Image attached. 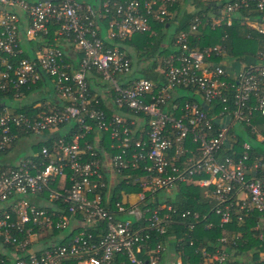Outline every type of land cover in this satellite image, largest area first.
<instances>
[{"label":"built area","instance_id":"1","mask_svg":"<svg viewBox=\"0 0 264 264\" xmlns=\"http://www.w3.org/2000/svg\"><path fill=\"white\" fill-rule=\"evenodd\" d=\"M178 1L0 0V90L13 88L18 98L22 87L47 77L63 101L35 117L0 101V155L20 130L43 137L69 121L82 129L71 141L58 136L52 148L43 145L39 158L35 154L0 165V264H116L118 258L121 264H161L170 244L177 257L164 264H264V150L254 151L253 142L242 141L238 152L236 134L230 132L234 124H244L243 129L250 126L264 143V131L252 123L255 116H264V51L258 63L228 73L224 60H212L213 54H224L223 48L188 44L202 18L212 28L230 26L237 12L250 8L257 13L250 26L264 34V0H215V17L195 15L175 36L180 53L165 61V83L155 94L152 80L132 76L131 60L117 40L153 33L152 23L166 22L167 5ZM105 18V33L115 46H106L100 36ZM52 25L55 43L48 41L19 58L22 35L26 42L38 41L50 35ZM59 40L80 52L76 68L56 44ZM93 69L108 83L105 91L113 99L109 115L96 107L99 98L90 93ZM175 87H194L205 103L218 100L221 124L215 128L196 102L176 106L179 114L164 112L161 105ZM226 116L229 120L223 121ZM93 125L96 146L101 133L109 137L108 148L99 149L101 155L91 143L80 144L94 131ZM134 169L142 175L122 178L140 190L124 192L131 199L111 201V180ZM181 185L203 189L211 203L206 216L157 201L160 190ZM116 212L128 217L118 218ZM212 215L219 226L236 223L238 228L207 240L190 255L183 239L168 233L177 226L193 230L207 216L204 228L212 229ZM65 228V236L52 234ZM252 241L255 244L247 247Z\"/></svg>","mask_w":264,"mask_h":264},{"label":"trees","instance_id":"2","mask_svg":"<svg viewBox=\"0 0 264 264\" xmlns=\"http://www.w3.org/2000/svg\"><path fill=\"white\" fill-rule=\"evenodd\" d=\"M33 1V0H30ZM190 2L189 7L187 8V2ZM215 2V0H183L181 3H174L172 5H167L169 16L166 18V22L164 23H152L153 27V33L144 32V33H135L132 35L129 39H125L122 41L117 40V44L120 45V49L122 51H125L127 56L130 58L132 66H133V72L132 76L136 77H143L148 80H152L156 86L153 89V93L157 94L160 91L161 86L165 83V79L163 76L162 69L164 68L165 61L168 60L171 56H177L180 53L179 48L175 49L173 51V54L170 55V51H167L166 49H163L160 44L166 40L167 35L164 34V30L169 28L168 26H171V24H175V31L174 34H178L182 30H186L189 27L190 21L195 15L202 16V14H206L208 16L209 10L212 9V5ZM191 8V9H189ZM212 12V10H211ZM214 13V12H212ZM216 14V13H214ZM203 23L198 26V30L188 37V44L192 48L197 49H203L209 46H219L224 49V54H213L212 60L214 62H221V60L228 58L230 60H233L234 62H243L244 60H251L256 59L258 57V54L260 52L264 51V34H260L254 29L247 27L246 25H240L238 22L234 21V23L230 26L227 25H219L215 27H211L208 25V23L205 22L202 18ZM107 18L103 19L100 23L102 27V33L105 31V26L107 24ZM51 32L49 36L42 35L40 37V40H30L26 42V45L29 47H38V49H41L43 45L48 43V41H53V29L55 26H51ZM101 36V35H100ZM175 37V36H174ZM111 41V40H109ZM106 44V46H109L110 42ZM55 43V42H54ZM57 44V42H56ZM59 44V43H58ZM174 44V39H173ZM60 45V44H59ZM127 47H131L133 49H136V51L139 54V57H146L150 62L149 64H145L144 67H139V64H133L132 57H134V54L127 51ZM23 51L19 55V58L30 56L33 54V51H30V48L22 46ZM27 48V49H26ZM77 56H80L77 54ZM226 69V68H225ZM92 75L94 77H99L101 80V75L96 72L95 69H93ZM41 81V80H40ZM38 83V82H37ZM36 85V84H35ZM35 85H32L31 87L27 88L26 86L22 87L19 91V95H23L24 91H28ZM28 89V90H27ZM175 89H188L189 91H195L194 87H175ZM90 93L91 95L94 93V91L91 89L90 85ZM94 95V94H93ZM200 95V94H199ZM16 97V90L13 88H8L7 90H0V101L4 102L10 99H14ZM99 98V97H98ZM203 100V99H202ZM200 98L194 96V95H181L177 98L171 97L169 100L166 101L165 104L161 105V108L166 113H175L179 114L178 106H182L185 103H193L196 102L203 110L206 111V113L212 117L213 119V125L215 128L221 124L220 122V112L222 110V105L218 102V100H214L210 103L203 102ZM5 102V104H6ZM8 104V103H7ZM9 106V105H8ZM177 106V107H176ZM3 106H0V110ZM11 107V106H10ZM96 107L103 109L108 115L110 114V110H107L102 104L101 98H99V103L96 104ZM12 108V107H11ZM56 106L53 104L48 105L43 100L34 101L32 103H28L23 105L22 107L14 108L16 111L25 112L27 114L32 115L33 117L38 116L41 113L47 112L49 110L55 109ZM130 116H133V113H129ZM144 116L143 114H141ZM146 117V116H144ZM67 123H71V128L66 134H62V136L65 137L68 141H71L74 136L77 133H80L82 130L78 124H76L74 121H69L64 124H61L60 127L65 126ZM91 123V122H90ZM252 123H258L259 127L263 129L264 124V116H255L252 119ZM238 124V123H237ZM234 124L232 126L230 132L236 134L234 148L240 152L241 151V143L242 141H248L253 142L251 148L252 150L256 151L258 150H264V143L261 141H258L254 134H252L250 126H245L247 128L243 129L242 125ZM94 131L91 133H88L84 140H80V144L82 147L85 146L84 141H87L88 143H91L93 146H95L96 150L99 149H107L109 145V137L107 133H101L100 134V142L99 146L95 145V136L98 134L95 125H93ZM237 130H241L243 134L237 133ZM26 132L17 131L16 138L13 141V144L18 141L19 137L25 136ZM47 141L41 140L37 145H35L38 152L37 155L34 156V158H39L41 154H39L41 147L43 145L52 148L53 142L58 138H52ZM12 144V145H13ZM250 150V154L253 155V151ZM227 151V150H225ZM224 151V152H225ZM228 152V151H227ZM226 152V153H227ZM100 153V150H99ZM224 154V153H223ZM101 155V153H100ZM121 177L117 176V181L115 188L113 190V197L111 198V201L115 200H122V197L125 193H122L121 190H124L126 193H134L138 192L140 188L137 185H134L131 181L129 183H126V179L122 178L123 175H131V177L142 175V172L139 170H124L120 174ZM67 183V187H69V183ZM162 191V190H160ZM160 191L156 194V196L160 193ZM178 193L176 194L175 198H172L171 196H167V201L165 202L167 204H171L175 206L178 210H184L186 208L190 209H196L200 210L205 216L209 212L208 203L206 201H202V199L198 196V190L196 187H190L187 185H181L178 189ZM149 198V197H148ZM65 207L69 208V204H65ZM118 216V218H123L125 214H121L116 212L115 214ZM127 218L128 216L125 215ZM202 218V215H200ZM211 219L214 221L215 225L212 229L206 230L204 228V222L209 220V217L207 216L205 218V221H200L196 224L195 229L193 230H187L183 227H174L170 228L169 234H176L177 237L182 238L184 241V248L185 251L190 255L193 250L203 244L206 243L207 240H215L218 236L228 231L231 233L232 229H237L238 226L236 223H232L230 225L226 226H219L218 224V218L215 216H211ZM68 228L65 229H53L52 234H58L62 233V231H67ZM77 228H72V231H76ZM248 231H252L250 229V226H247ZM89 231L94 232V229H89ZM189 231V232H188ZM194 239L193 245L189 244L190 239ZM255 244V241H252V244H249V246ZM151 246L155 245V242L150 243ZM176 249V247H175ZM188 256H184V259H186ZM123 259L118 258L116 264H121V261ZM64 264H77L75 260H70L67 263ZM125 264H127V261H125Z\"/></svg>","mask_w":264,"mask_h":264},{"label":"crops","instance_id":"3","mask_svg":"<svg viewBox=\"0 0 264 264\" xmlns=\"http://www.w3.org/2000/svg\"><path fill=\"white\" fill-rule=\"evenodd\" d=\"M181 2H183V0H179L177 3H181ZM190 2L191 1L187 2V4H186L187 8L189 7ZM189 9H191V8H189ZM211 10L212 9L209 10L208 17H215L216 15L213 14L212 13L213 10H212V12H211ZM237 13H238V15L237 16L235 15L234 21L238 22L240 25H246L247 27L252 28L249 23H250V20H253V17L256 16V14H257L254 11V9L250 8V9H246V10H240ZM168 27L169 28L164 30V34L167 35L166 40H164L160 44V46L163 49L170 51L171 52L170 55H171V54H173V51H175V49H177L175 44H173V39L175 38L174 36H176L177 33H176V35L174 34V31H175V24L174 23ZM252 29H254V28H252ZM102 30L103 29L100 26V35L108 43L107 33H105V31L102 33ZM21 40H22L21 46L25 45V47L30 48V51H36L38 49V47H36V46H35V48L27 46L25 38L23 35L21 37ZM109 42H110L109 46H115L116 45L112 41H109ZM57 43H59L64 48L67 57L73 63L71 65L73 66V68H76L78 66V63H79L80 58H81L80 52L78 50H75L73 47L68 46L67 43H65V41L59 40ZM127 51L134 54V57H132L133 64H139V67H144L145 64H149L150 61L148 59H146V57H142V56L139 57L140 53H138L136 51V49H133L131 47H127ZM77 54H79L80 56H77ZM223 60H224L223 61L224 64H222V65L224 66V68H226L228 73H238L242 69L246 68V66L253 65V63H258L257 58L251 59V60H244L242 63L241 62H239V63L234 62L233 60H230L228 58H225ZM90 85H91V89L94 91L93 94H95V96L101 98L103 106L105 108H107V110H110V112H111L112 108H113V105H112L113 99H112V96L110 95V93H107L105 91V88L108 85V83H106V84L102 83L101 80L99 79V77H94L93 75H91ZM182 91L185 92V95L191 94V95H194V96H196L202 100L201 96L196 91H189L188 89H175V90H173V96L172 97L177 98L178 96L180 97L181 95H184V93L182 94ZM39 100H43L48 105L53 104L56 107L60 106L63 103V101L57 96V94L53 90V85H52V81L50 78L43 77V79L41 81H39L34 87L29 89L28 91H24L23 95H20V97L14 98V99L8 98L7 102L6 101H4V102H6V104L8 103L7 105H9L13 108H18V107H22L25 104L32 103L34 101H39ZM71 125H72L71 123H67L65 126L54 129L51 132H45L43 134V137H37L34 135H30V134H26L25 136L19 137L17 142H15L10 148H8L6 151H4L0 155V165H8V164L13 165L21 158H25V157L35 155L38 152L35 145H37V143H39V141H41V140L47 141L50 139L49 137L55 138L58 136H62V134L64 135V134L68 133V131L71 128ZM263 126H264V124H263ZM258 127H259V125H258ZM259 129L261 131H264V127H263V129L261 127H259ZM115 184H116V181H114V179H112L111 180V190L112 191L115 188ZM196 188L198 190V196L202 199V201H206V199H204V197H203V189L199 188V187H196ZM121 192L124 193L125 191L121 190ZM178 192L179 191L176 188H173V189L168 190V191L162 190L156 196V199L158 202H161V201L165 202V200L167 201V196L172 197L174 194L176 195ZM128 197H130V196H124L122 198H124L123 200H127V199H129ZM131 198L132 197H130V199ZM30 199L33 200V198H30ZM209 201H210V199L208 198V207L210 210V204L211 203ZM186 209H189L192 212H197L199 214L202 213L200 210L190 209V208H186ZM212 216H214V215H212ZM129 219H133V216L129 217ZM68 231L69 230L62 231V233H58L56 236H60V237L65 236L68 233ZM251 244H252V242H251ZM251 246L248 245L247 247H251ZM238 256H240V255L238 254ZM176 257H177L176 254L173 252V247L170 244L168 246V249L163 253V260L161 261V264H164L165 261H168V260L169 261L174 260Z\"/></svg>","mask_w":264,"mask_h":264},{"label":"rangeland","instance_id":"4","mask_svg":"<svg viewBox=\"0 0 264 264\" xmlns=\"http://www.w3.org/2000/svg\"><path fill=\"white\" fill-rule=\"evenodd\" d=\"M235 15L237 16L238 13H236ZM135 62H136V61H135ZM183 93L185 94L184 91H182V94H183ZM238 132H239L240 134H243V132H242L241 130H237V133H238ZM175 196H176V195L174 194V195L172 196V198H175ZM125 217H126V216L124 215V216H123V219H124Z\"/></svg>","mask_w":264,"mask_h":264},{"label":"water","instance_id":"5","mask_svg":"<svg viewBox=\"0 0 264 264\" xmlns=\"http://www.w3.org/2000/svg\"><path fill=\"white\" fill-rule=\"evenodd\" d=\"M228 119H229V116H226L224 119H223V121H228ZM221 121V120H220Z\"/></svg>","mask_w":264,"mask_h":264}]
</instances>
